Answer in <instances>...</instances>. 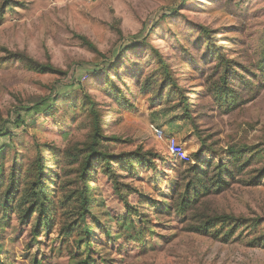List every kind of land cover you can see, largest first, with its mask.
I'll use <instances>...</instances> for the list:
<instances>
[{
  "label": "rangeland",
  "instance_id": "rangeland-1",
  "mask_svg": "<svg viewBox=\"0 0 264 264\" xmlns=\"http://www.w3.org/2000/svg\"><path fill=\"white\" fill-rule=\"evenodd\" d=\"M2 5L0 2V59L8 56L7 51H20L49 61L67 74H39L14 61L0 65V126L7 133L0 137V204L7 181L2 173L7 172L13 157L24 166L39 145L45 173L53 178L50 174L57 172L58 166L51 153L84 138L85 129L79 125L83 92L102 109L105 133L118 139L107 144L113 154L141 149L163 159L171 156L174 165L184 160V155L192 161L191 155L200 148L199 131L209 137V143L215 141L216 149L215 153L201 152L200 157L217 163L224 159L229 145H258L264 140V82L233 86L234 101L219 105L208 90V83L216 79L210 76L215 61L204 59L212 50L197 45L202 28L207 27L225 56L238 62L235 67L241 71L240 65H247L250 59L243 53L246 41H253L264 28V0H11L1 12ZM79 35L91 40L99 53L81 46ZM143 42L157 49L177 71L179 84L188 89L195 120L184 118L180 110L167 111L163 104L152 103L151 94L141 89V81L154 67V56ZM124 50L122 79L117 82L123 89L128 84L129 105L109 96L103 82L105 71L117 80V68L108 65ZM44 96L49 97L44 107L57 99L59 106L54 114L20 109ZM16 112L23 117L22 122L15 121ZM170 141L179 146L178 155L167 147ZM156 162L158 169L172 173L162 160ZM121 173L120 180L129 189H137L124 191L125 200L150 219L140 244L134 237V241L126 239L132 235L131 220L136 214L127 211L109 179L96 166L87 180L94 213H102L114 223L112 227H117L109 240L124 238L116 244L119 250L109 245L108 257L116 264H264V245L252 247L231 240L224 243L164 226L168 218L160 212L168 208L158 191L166 190L171 177L159 175L154 180L152 171L144 168L134 175ZM140 193L149 194L159 204H145L139 200ZM51 194L61 210L63 194L56 184ZM15 199L10 196L11 204L5 208L10 218L0 220V255L6 253V262L13 264H33L35 259L42 264H68V246L60 240L58 221L47 232L42 230L39 243L33 242L30 227L35 215L22 225L17 220ZM209 202L226 213L264 220V181L247 186L232 180L222 192L209 196ZM142 247L147 250L141 252ZM97 251H101L98 246ZM121 251L123 254H119Z\"/></svg>",
  "mask_w": 264,
  "mask_h": 264
},
{
  "label": "trees",
  "instance_id": "trees-1",
  "mask_svg": "<svg viewBox=\"0 0 264 264\" xmlns=\"http://www.w3.org/2000/svg\"><path fill=\"white\" fill-rule=\"evenodd\" d=\"M0 2L3 4L1 7L3 12L11 0H0ZM78 40L84 48L99 53L96 45L86 36L79 35ZM201 44H204L203 48L212 50V53L207 54L204 59L206 62L215 61L210 70V76L216 79L212 84L208 83V90L219 105L220 103L229 105L234 101L236 90L233 86L247 87L264 82V28L257 32L253 41H246L247 47L243 53L250 59L247 65H240L241 71L235 67L239 65L238 62L225 56L212 31L207 27L201 30L197 45ZM143 45L150 47L154 56L151 61L154 67L141 81V89L151 94L152 103L163 104L167 111L180 110L184 118L195 120L193 103L187 94L188 89L179 84L177 71L157 49L152 48L147 42H143ZM249 48L251 50L247 51ZM125 50L114 58L111 65H108L109 68H117L115 72L117 80L111 78L108 71H105L103 75L105 92L121 105H129L130 101L126 95L131 94L128 84L125 83L123 89L117 82L122 79L120 70L123 66L122 58ZM7 53V57L0 59V65L14 61L23 69L39 74H52L59 77L67 74V71L55 67L49 61L37 60L24 52L7 51ZM199 71L203 74L201 69ZM48 98L39 97V100L34 101L32 105L23 106L20 109L44 110L50 111V115L54 114L59 106L58 101L54 97L51 104L44 107ZM81 114L79 125L85 129L84 138L67 145L58 153L55 151L51 153L52 159H57L54 164L58 166L57 172L50 174L54 176L53 178H48V174L45 173L43 151L39 145H35L34 157H29L24 166L17 162L16 157L12 158L7 165V172L2 173L7 181L2 191L3 201L0 204L1 221L10 218L5 208L11 204L10 196L14 195L15 204L18 207L17 220L22 225L35 215V221L30 227L33 242L39 243L38 238L42 230L47 232L50 225L57 220L58 225L61 226L60 240H65L68 246L66 250L68 264H116L113 258L108 257L111 253L109 245L111 243L116 245L124 238L109 240L117 227L116 225L112 227L114 223L107 221L102 213H94L93 202L88 194L87 180L96 166L109 179L114 193L123 200L127 211L134 210L136 214L131 220L132 235L126 236V239L132 240L131 238L134 237L137 244H140L144 240L145 233L148 232L145 230L150 219H145L142 216L144 213H139L135 207L133 209L130 207L125 200L124 191H137V189H129L120 178L123 176L121 172L134 175L137 170L144 168L152 171L154 180L159 175L163 178L171 177V181L165 185L166 190L158 191L168 208L166 212H160V215H166L168 218V223L164 226H171L175 231L208 236L224 243L231 240L252 247L264 245L262 218L246 219L243 216L226 213L209 202V196L222 192L232 180L247 186H256L264 181V140L258 145L243 143L229 145L224 159L215 163L211 159L200 157L201 152L215 153L216 149L215 141L209 143V137H203L198 131L200 148L197 153L191 155L193 162L179 160L177 165H174L175 160L171 156L163 159L157 153L141 149L122 151L118 154L108 151V142L118 139L105 133L102 126L103 111L87 92H83L82 95ZM15 121H23L19 112L15 114ZM4 131V128L0 126V137L7 134ZM156 160H162L166 169L172 173L158 169ZM161 180L158 181L160 186ZM55 184L63 194L59 203L61 210L57 208L51 194ZM139 200L145 201V204L149 206L159 204V201L149 194L140 193ZM92 224L95 225L93 228H91ZM25 231L27 229L23 232ZM105 236L108 239L104 241ZM97 246L101 248L100 252L97 251ZM115 249L119 250L118 245ZM146 250V247H142L141 252ZM0 259L1 264H13L6 262V253L0 255ZM33 264H42V261L35 259Z\"/></svg>",
  "mask_w": 264,
  "mask_h": 264
},
{
  "label": "built area",
  "instance_id": "built-area-1",
  "mask_svg": "<svg viewBox=\"0 0 264 264\" xmlns=\"http://www.w3.org/2000/svg\"><path fill=\"white\" fill-rule=\"evenodd\" d=\"M167 147L169 148L170 152L173 153L174 155H178V154H179V153H178V152H179V151H178L179 146L176 145V144L174 143V141H170V142L168 143ZM182 159H184V161H187V160H188V159H185V155L182 157ZM188 161H189V160H188Z\"/></svg>",
  "mask_w": 264,
  "mask_h": 264
}]
</instances>
